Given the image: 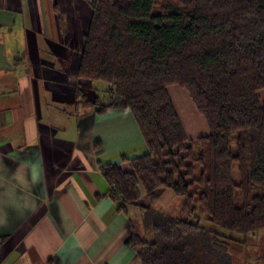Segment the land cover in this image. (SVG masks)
Instances as JSON below:
<instances>
[{"label": "trees", "instance_id": "1", "mask_svg": "<svg viewBox=\"0 0 264 264\" xmlns=\"http://www.w3.org/2000/svg\"><path fill=\"white\" fill-rule=\"evenodd\" d=\"M91 10L78 76L108 85V103L92 104L130 110L148 150L129 172L102 167L109 195L119 210L141 186L151 202L161 189L183 198L177 214L147 208L151 236L128 245L140 264H237L241 242L220 231H264V0H92ZM174 85L207 136L188 138Z\"/></svg>", "mask_w": 264, "mask_h": 264}, {"label": "crops", "instance_id": "2", "mask_svg": "<svg viewBox=\"0 0 264 264\" xmlns=\"http://www.w3.org/2000/svg\"><path fill=\"white\" fill-rule=\"evenodd\" d=\"M91 1L0 0V264H140L127 241L151 236L144 188L119 210L102 172L148 150L130 110L99 114L84 96ZM155 196L159 212L183 202Z\"/></svg>", "mask_w": 264, "mask_h": 264}, {"label": "rangeland", "instance_id": "3", "mask_svg": "<svg viewBox=\"0 0 264 264\" xmlns=\"http://www.w3.org/2000/svg\"><path fill=\"white\" fill-rule=\"evenodd\" d=\"M89 83V90H90V95H88V92L84 94L85 97L89 96L88 99L90 100V103L94 102L95 97L98 98L99 104L100 105H105L108 103L109 100V95L107 92L108 85L105 82H88ZM168 93L172 99V102L175 106V109L178 113V116L183 124V127L185 129V132L188 136L189 139H195L200 136H207L209 134V127L207 125L206 120L199 114L198 110L195 107V104L193 100L191 99L189 93L185 90L182 89L181 87L174 85L168 88ZM234 149V147H233ZM236 177L237 174H235ZM180 199V197H179ZM183 199V198H181ZM183 204V202H182ZM155 200L153 201V207L155 210ZM159 205L162 206V210L160 211L161 213L167 214V215H173L177 214L179 209H177L178 204L177 200H168L167 198H162L160 201ZM167 210V211H166ZM156 211V210H155ZM147 215V214H146ZM201 225L204 226L205 228L209 227L212 229L210 224L206 222L205 215L203 214L201 217ZM214 228V227H213ZM216 229V228H214ZM219 231V230H217ZM146 233V231H145ZM221 234L233 237L232 239L234 241H239L241 242L240 247L237 249L239 250L240 254H237L235 258H238L240 255V259H237V264H251L250 258H253V262L255 260L256 264L261 262V259L263 257L264 253V231L259 232L257 234H249V235H238V234H233V233H228V232H221ZM147 234V233H146ZM141 236V233H140ZM144 235L143 237H145ZM237 243V242H236ZM238 246V245H237ZM244 255V257H243ZM244 258L241 259V258ZM239 261V262H238Z\"/></svg>", "mask_w": 264, "mask_h": 264}]
</instances>
